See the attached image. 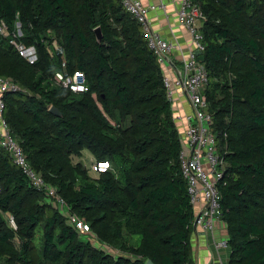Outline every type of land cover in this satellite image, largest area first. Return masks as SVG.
Returning a JSON list of instances; mask_svg holds the SVG:
<instances>
[{"label": "trees", "instance_id": "16d2710c", "mask_svg": "<svg viewBox=\"0 0 264 264\" xmlns=\"http://www.w3.org/2000/svg\"><path fill=\"white\" fill-rule=\"evenodd\" d=\"M189 1L204 18L203 93L226 164L217 188L227 264H264V1ZM1 22L10 32L18 22V42L37 53L30 65L0 35V77L21 87L5 96V120L28 164L91 231L79 234L0 148V212L15 224L0 214V264H195L180 139L141 25L120 0H0ZM75 72L87 93L53 83ZM83 151L109 169L91 179L72 160Z\"/></svg>", "mask_w": 264, "mask_h": 264}, {"label": "built area", "instance_id": "2783aa9c", "mask_svg": "<svg viewBox=\"0 0 264 264\" xmlns=\"http://www.w3.org/2000/svg\"><path fill=\"white\" fill-rule=\"evenodd\" d=\"M120 2L123 9L141 25L146 46L162 69V82L171 109L176 105V94L178 93L184 96L190 107L189 113L175 117L176 122L182 126L178 128L176 125L181 144L180 170L186 182L187 194L195 214L192 221L193 229L200 228L205 233L213 232L216 223H221V195L217 183L223 175V160L218 152L217 137L213 131V116L203 93L208 84L207 72L200 61V56L204 51L200 32L203 15L197 5L189 0H180L176 19L190 36L192 49L181 55L180 67L176 75L172 77L164 69L167 65L171 70L170 56L178 49V45L166 41L160 34L151 30L147 17L150 12L156 10L157 6L143 3L142 0H120ZM160 7L164 8V4L161 3ZM0 35L9 39V44L28 64L32 65L37 61L35 48L18 42L22 36L18 22L11 32L1 22ZM53 83L73 94L88 92V85L81 72H75L66 77L61 73H56ZM18 91H21V87L12 78L0 77V148L7 152L28 183L38 191L44 192L53 207L60 214L68 217L69 223L79 234H90L91 230L83 220L69 214V207L55 187L46 184L43 177L28 164L23 149L9 128L4 117L5 96ZM108 169L107 162L93 163L90 166V171L95 174ZM9 219L10 225L15 228L14 221L12 218ZM225 227L226 225L222 227L223 231ZM226 245L227 237L218 242L215 248L218 251ZM217 264L225 263L218 262Z\"/></svg>", "mask_w": 264, "mask_h": 264}, {"label": "crops", "instance_id": "0c3cea01", "mask_svg": "<svg viewBox=\"0 0 264 264\" xmlns=\"http://www.w3.org/2000/svg\"><path fill=\"white\" fill-rule=\"evenodd\" d=\"M143 3L153 4L157 6L155 11L149 13L147 19L152 31L160 34L166 41L178 45V49L170 56L171 70L165 66V72L174 77L180 67L181 55L192 49L191 39L185 29L179 25L176 19L177 11L180 7V0H142ZM161 3L164 8H161ZM176 105L172 107L173 117L189 113L190 107L181 93L176 94ZM175 125L176 119H174ZM84 152V151H83ZM82 152V155H83ZM91 165L94 162L91 156ZM81 159V158H79ZM90 165V166H91ZM89 166V167H90ZM89 167L87 168L89 170ZM89 172H91L89 170ZM92 173V172H91ZM222 222L216 223V227L212 233L206 234L200 228L194 229L191 235V246L193 259L197 264H217L218 262H227L229 251L228 248L216 250L215 246L220 240H224L226 236L222 227Z\"/></svg>", "mask_w": 264, "mask_h": 264}, {"label": "rangeland", "instance_id": "374dc122", "mask_svg": "<svg viewBox=\"0 0 264 264\" xmlns=\"http://www.w3.org/2000/svg\"><path fill=\"white\" fill-rule=\"evenodd\" d=\"M55 46V44H54ZM165 70V69H164ZM172 117H173V114H172ZM174 118V117H173ZM175 119V118H174ZM177 125H178V128L182 127L178 122H176ZM73 162L76 163V162H81L85 167H89L91 165V161H92V158H91V155L87 152V151H84L83 152V155L81 157V159L79 158H76V157H73ZM224 167L226 166V164L224 163L223 165ZM89 170H90V167H89ZM89 175H90V178L91 179H97L98 177V174H95V173H91L89 172ZM0 214L6 219V218H10V214H4L2 212H0ZM222 221V220H221ZM137 238H135L132 243H136L137 242ZM37 234H35V239L34 241L31 243V249L29 250L27 256L29 258H31L33 261H36L37 258H38V247H37ZM217 249V248H216ZM108 254L111 255L112 257H116V256H121V257H126L125 254H123L121 251L115 249V248H109L108 250ZM1 263L2 264H17L15 259L14 258H2L1 259ZM194 263L197 264L194 260Z\"/></svg>", "mask_w": 264, "mask_h": 264}, {"label": "water", "instance_id": "95a60500", "mask_svg": "<svg viewBox=\"0 0 264 264\" xmlns=\"http://www.w3.org/2000/svg\"><path fill=\"white\" fill-rule=\"evenodd\" d=\"M94 33H95V36H96V40L97 41H100L101 38H102V33H101V30L100 28H96L94 30ZM203 58L200 56V61L202 62ZM49 112L54 115V116H57V117H60V112L55 108V107H51L49 109ZM145 264H152V262L150 260H148Z\"/></svg>", "mask_w": 264, "mask_h": 264}, {"label": "bare ground", "instance_id": "6f19581e", "mask_svg": "<svg viewBox=\"0 0 264 264\" xmlns=\"http://www.w3.org/2000/svg\"><path fill=\"white\" fill-rule=\"evenodd\" d=\"M221 222H222L223 224H225L223 221H221ZM225 225H226V224H225ZM210 233H212V232H207L206 234H210ZM220 241H223V240H220ZM220 241H219V242H220ZM226 248H227V245H226L225 247L221 248V249H224V250H225ZM223 263L227 264V262H223Z\"/></svg>", "mask_w": 264, "mask_h": 264}]
</instances>
